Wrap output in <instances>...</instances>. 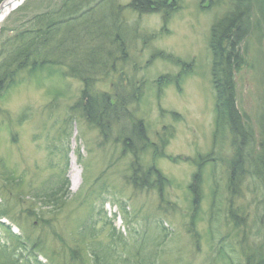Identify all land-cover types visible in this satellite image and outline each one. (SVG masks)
<instances>
[{"label":"rangeland","instance_id":"obj_1","mask_svg":"<svg viewBox=\"0 0 264 264\" xmlns=\"http://www.w3.org/2000/svg\"><path fill=\"white\" fill-rule=\"evenodd\" d=\"M4 1L0 0V8ZM64 1H25L0 24V40L15 35L21 22L51 12ZM251 1L253 12L239 20L246 33L241 45L243 67L248 69L239 68L235 81L239 111L260 130L264 120V0ZM132 2L107 0L94 16L117 21L126 54L121 57L115 44L119 54L112 71L100 72L91 92L111 96L113 105L120 96L124 112L142 126L138 144L143 153L137 172L131 167L133 146L123 137L116 141L123 131L125 140L130 139V121L122 116L119 122H105L109 135L104 136L81 109L83 84L64 77L65 68L50 67L44 74H23L16 86L0 96V185L1 174L7 172L19 181L13 192L44 195L58 192L63 177L66 184L59 194L68 202L53 227L69 246L88 227L95 232L97 253L110 247L112 257L116 253L130 264L135 263L137 253L142 264H227L220 253L224 243L229 245L225 237L229 236L231 261L247 264L243 253L237 256L242 230L235 238L234 220L226 216L233 137L226 126L224 131L217 125L210 47L212 36H221L233 18L235 0H177V13L170 6L172 0H167L155 14L135 12L128 7ZM202 162L208 163L202 168L201 194L194 204L190 186ZM151 169L156 176L146 174ZM144 175L149 184L153 182L150 186L143 184ZM254 185L258 200L248 211L240 208L247 212L249 223L257 218L254 205L264 198L259 183ZM244 192L246 197L238 205L255 199L247 185ZM36 199L33 203L40 206ZM18 207H13V218L21 217L20 223L0 221L5 226L0 224V252L21 257L23 246L16 236L26 243L35 237L30 229L33 224L50 226L51 221L50 216L40 220L35 211H29L26 218ZM260 211L261 218L264 207ZM261 220H256L259 226L264 224ZM49 238L61 243L52 231ZM253 241L260 244L258 237ZM38 259L48 264L46 258Z\"/></svg>","mask_w":264,"mask_h":264},{"label":"trees","instance_id":"obj_2","mask_svg":"<svg viewBox=\"0 0 264 264\" xmlns=\"http://www.w3.org/2000/svg\"><path fill=\"white\" fill-rule=\"evenodd\" d=\"M104 3H107V0H66L51 12L21 22V26L16 30L15 35L7 40H0V96L3 92L16 86L23 74H44L50 67L65 68L64 77L69 76L83 84L81 97L82 101L84 100V105L81 109L89 123L99 129L104 136L109 135L105 122H119L121 120L118 118L122 115L123 119L127 118L130 121L132 126L128 130L130 139L125 140L126 132L123 131L118 135L120 137L116 141L123 137L126 143L133 146L131 151L135 160L131 162V167L134 172H137L136 166L140 164L139 160H141L143 153L138 144L141 135L144 133L142 126L134 123L133 115L124 112L123 99H117V103L113 105L114 101L111 96L92 94L91 92L92 86L99 80V73L107 72L108 69L112 71L113 66L111 64L115 63L119 54L114 48L115 44H117L121 57L126 54L123 50L124 43L117 32L119 30L117 21L110 22L104 16L101 19L94 17L98 8ZM166 3L167 0H133L128 7L135 12L150 14L162 9L161 7ZM175 3V0H172L170 6ZM234 5L235 12L239 13V16L236 18L234 12L233 18L227 22V28L223 29L221 36L214 34L210 42L213 56L212 77L216 94L217 125L223 126L224 131L227 130L226 126L233 137L234 155L230 163V172H228L226 216L229 220H234L235 238H237L238 229L242 230L240 255L243 253L246 256L247 264H264V224L259 226V223L256 222L259 218L264 223V214L260 218V207H264V198L258 201L259 205H254L257 210V218L251 223L248 222L249 216L245 215L247 212L240 209L244 208L248 211L251 204L258 200L255 182H258L264 191V120L260 130H257L239 111L235 81V74L238 73L239 68H244L243 65L245 64L242 61L244 52L240 44L246 36L242 30L239 37L236 29L242 25L238 24L239 19L253 11V4L251 0H235ZM241 29H243L242 26ZM113 108L114 111H112ZM111 112L115 114L114 118L111 116ZM125 129L129 128L125 127ZM159 155L162 156V154ZM206 163L202 162L198 165V170L194 174L193 183L190 186L191 191L195 192L194 204H197L200 198V183L203 182L202 168ZM146 174L155 175L154 169L147 171ZM147 175H144L142 182L143 184L146 182L150 186L153 182L148 183ZM1 176L3 183L0 185V195L3 196V203L0 204V221L10 219L20 223L21 217L13 218V207L22 204L24 209L19 206L17 210L22 211L21 213L26 218L27 214L30 213L29 211H35L34 215H38L40 220L45 221L50 216L51 223L50 226H45L44 222L42 226L33 224L30 229L35 237L30 236L26 243H23V240L16 236V239L23 246L20 248L22 256L17 257L15 253L2 251L0 252V264H44L38 259L39 257L46 258L48 264H88L89 258L87 257L92 259V264H130L129 260H122L116 253L112 257L109 253L110 247L101 248L100 252L97 253L94 248L95 232L91 228L83 227L82 231L78 233L79 235L73 238L71 246L59 236L57 229L53 226L68 202V198L64 200L59 194L62 192L63 185L66 184L64 179L59 183L58 192H44V195H20L13 192L15 184L19 182L14 175L3 172ZM158 178L161 176L159 175ZM140 181L137 180V182ZM139 185L141 184H137V186ZM246 185L255 199H252L248 204L238 205L240 199L244 200L246 197L244 192ZM137 186L135 187L137 188ZM159 186L162 187V183ZM19 196H22L24 200L28 198L29 200L22 203L23 199ZM17 197H19L18 200H16ZM36 198L40 201V206L33 203L37 200ZM212 206L215 207L214 204ZM197 210L198 206L195 205L194 211ZM0 224L5 227L4 224ZM11 229L8 228V230ZM49 231H52L54 236L61 241L60 244L54 243L49 238ZM29 232L28 229L27 234ZM225 237H227L229 245L224 243L225 250L223 254L220 253V256L227 264L229 261L234 264L230 258L233 248L229 236ZM257 237L260 244L253 241ZM113 238L115 239V236ZM88 247L91 252L87 250ZM34 253H38V257ZM135 257L136 260L133 264H142L141 253L135 254Z\"/></svg>","mask_w":264,"mask_h":264},{"label":"bare ground","instance_id":"obj_3","mask_svg":"<svg viewBox=\"0 0 264 264\" xmlns=\"http://www.w3.org/2000/svg\"><path fill=\"white\" fill-rule=\"evenodd\" d=\"M25 1L27 0H6L0 9V24L9 16L12 10L19 8ZM117 32L120 37H123L121 30Z\"/></svg>","mask_w":264,"mask_h":264},{"label":"flooded vegetation","instance_id":"obj_4","mask_svg":"<svg viewBox=\"0 0 264 264\" xmlns=\"http://www.w3.org/2000/svg\"><path fill=\"white\" fill-rule=\"evenodd\" d=\"M243 18H244V17H243ZM243 18H240L239 20H241V19H243ZM238 22H239V21H238ZM238 24H241V23H238ZM241 26H242V25H241ZM241 26H240L239 29L237 28L238 30L236 29V33L238 34L239 37H240V33H242V30H243V29H241ZM242 27H243V26H242ZM238 31H239V32H238ZM243 42H244V39H243ZM240 45H242V43H241ZM245 68H247V67H245ZM247 69H248V68H247ZM256 136H257V134H256Z\"/></svg>","mask_w":264,"mask_h":264}]
</instances>
